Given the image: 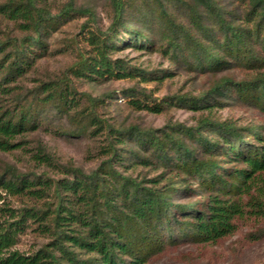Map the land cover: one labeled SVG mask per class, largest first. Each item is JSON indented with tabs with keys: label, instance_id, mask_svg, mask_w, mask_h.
<instances>
[{
	"label": "trees",
	"instance_id": "obj_1",
	"mask_svg": "<svg viewBox=\"0 0 264 264\" xmlns=\"http://www.w3.org/2000/svg\"><path fill=\"white\" fill-rule=\"evenodd\" d=\"M103 4L106 28L93 24L92 3L0 0V264H154L243 225L250 241L264 239V0ZM84 15L80 33L59 44L56 33ZM129 47L171 67L134 64L119 55ZM59 54L70 58L49 69L43 61ZM181 73L206 82L164 97L141 85ZM115 81L127 84L81 89ZM174 107L196 121L133 117ZM231 107L260 119L214 115ZM44 134L86 139L97 164L64 159ZM28 234L38 245L19 249Z\"/></svg>",
	"mask_w": 264,
	"mask_h": 264
},
{
	"label": "rangeland",
	"instance_id": "obj_2",
	"mask_svg": "<svg viewBox=\"0 0 264 264\" xmlns=\"http://www.w3.org/2000/svg\"><path fill=\"white\" fill-rule=\"evenodd\" d=\"M64 1V0H57ZM85 4L96 5V17L93 24L106 28L110 22V17L103 0H79ZM89 16L84 15L68 20L62 27L60 32L56 33L59 44H63L64 38H68L80 33L82 25L87 23ZM81 38V35L79 36ZM132 59L134 64L144 67H171V63L160 53H148L142 50H136L133 47L125 48L120 53ZM70 58L68 55L59 54L45 59L44 64L51 70H57L65 64ZM193 76L181 73L172 79H168L163 83H146L141 82L144 87L153 89L158 97L172 94L174 92L183 93L186 91L197 92L206 82L204 78H192ZM127 84L126 81H115L111 84H102L100 86L83 85L81 89L88 90L93 94L99 93L106 85L119 86ZM127 112V111H126ZM112 114L116 113L111 110ZM214 115L218 118H238L240 120H259L260 114L256 111L242 107H231L223 110H215ZM198 113L194 110L174 107L165 114H153L146 111L135 112L134 118L143 125H151L154 127L161 126L166 120H179L186 124H192L196 121ZM45 142L64 159L73 158L77 163L84 165L85 168L94 167L97 161L88 160L86 155L87 141L86 139H75L68 141L63 138H53L44 134ZM11 159L16 158L9 156ZM250 229L248 225H243L239 231L230 238L224 239L215 245L206 247H197L187 244L178 248L170 249L162 258L154 264H264V239L252 242L246 237L247 231ZM40 239L35 238L32 234L24 236L19 244V249L28 251L36 247Z\"/></svg>",
	"mask_w": 264,
	"mask_h": 264
}]
</instances>
